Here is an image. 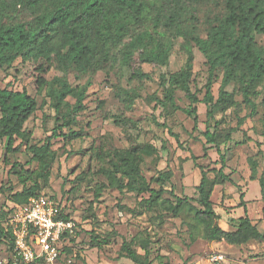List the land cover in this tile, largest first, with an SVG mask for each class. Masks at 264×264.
Listing matches in <instances>:
<instances>
[{
  "label": "rangeland",
  "instance_id": "374dc122",
  "mask_svg": "<svg viewBox=\"0 0 264 264\" xmlns=\"http://www.w3.org/2000/svg\"><path fill=\"white\" fill-rule=\"evenodd\" d=\"M152 1L145 0L144 17L128 25L122 43L91 59L85 70L73 65L63 67L54 56L46 61L34 52L21 55L10 66L0 68L1 88L24 89L37 104L35 112L24 123L26 141L21 143L19 150L8 153L6 161V139L0 141V209L7 208L11 204L10 195L22 188L12 164L17 162L24 169L37 168L26 146L41 145L52 133L56 117L59 124H67L57 131L59 136L51 139L50 173L46 181H40L37 193L63 206L72 222V230L63 236L61 243L66 244V249L59 258L53 263L40 264H135L119 253L124 241L139 254H143L142 241L147 242L148 264H264V240L235 245L207 239V227L194 220L192 214L183 211L174 217L165 210L162 199L151 202L155 197L147 200L149 193L137 194L126 189L120 192L109 183L107 175L110 174L126 182L117 154L127 152L135 157L147 181L159 173L168 176L166 182L150 183L151 188H164L161 198L175 202L174 196L196 197L199 167L208 170L220 164L215 148L208 147L202 136L205 126L212 130L216 122L220 130L217 135L222 139L228 128L235 127L237 121L246 116L243 124L231 134V139L220 145V152L226 158L224 171L230 172L232 182L216 188L213 208L220 220L230 217L235 220L245 214L246 208L250 220H257L259 228L264 230V198H261L258 181L249 180L246 161L257 149L258 142L264 154V79L252 89L255 114L250 115L240 85L234 81L226 88L232 94L231 105L215 112L212 119H206V106L202 102L195 104L198 122L194 127L190 116L164 100L160 84L161 76L168 78L184 67L186 52L181 37H175L172 31L164 33L163 43L169 44L164 65L152 58L149 47L133 50L127 63L121 60L123 45L137 33L148 30L156 36ZM155 2L162 5L165 0ZM223 13L220 0L186 2L183 24L192 34L204 38L209 26ZM32 17L22 9L9 10L2 21L29 23ZM163 30L159 29L161 35ZM254 36L257 45L264 47V34ZM190 44L193 61L188 85L201 99L208 64L197 46L193 42ZM222 76V69L217 68L211 84L214 99L218 97ZM54 77L73 87L85 88L82 111L65 114V119L61 120V115L75 102L74 97L67 96L60 113L56 114L49 96L50 87L59 88V84L53 82ZM39 79L44 82L41 84ZM174 98L176 106L189 108V100L181 89L175 90ZM71 131L78 135L69 134ZM20 142L17 137L14 146ZM205 146L207 155L203 156ZM191 155L197 157L195 162ZM114 163H118V167H114ZM262 164L260 160L259 170ZM241 193L246 200L245 206L238 204ZM8 252L2 241L0 261ZM216 254H221L223 259L214 261Z\"/></svg>",
  "mask_w": 264,
  "mask_h": 264
},
{
  "label": "trees",
  "instance_id": "16d2710c",
  "mask_svg": "<svg viewBox=\"0 0 264 264\" xmlns=\"http://www.w3.org/2000/svg\"><path fill=\"white\" fill-rule=\"evenodd\" d=\"M209 0H165V3L154 5V34L148 30L137 33L123 45L121 60L127 63L133 50L141 47H149L152 58L158 64H166L169 44L163 43V35L172 31L175 37H181L182 47L186 52L184 67L168 78L161 76L160 84L163 89L164 100L176 109L183 110L197 125V108L195 104L202 102L206 106V119H212L217 111L227 109L232 103V94L226 90L227 86L236 81L240 85L244 103L248 106L250 115L256 113V102L253 99L256 84L264 79V47L258 46L255 34H264V0H220L224 6V13L209 26L206 37L194 35L188 27L184 26V13L186 2H200ZM25 10L33 15L31 22H3L4 14L11 10ZM146 11L145 0H0V68L10 66L14 60L21 56L34 52L35 55L49 61L52 56L58 63L65 67L73 65L85 70L91 63V59L106 54V51L117 48L123 40L128 25L139 21ZM163 28V33L159 29ZM190 42L197 46L204 55L208 64V76L204 85V94L201 99L191 92L188 81L192 74L193 54ZM108 49V50H107ZM220 68L223 71L218 97L214 99L211 90L214 71ZM40 83L44 82L39 79ZM53 82L59 84V88L50 87L49 96L53 100L54 111L60 113L64 99L72 96L74 104L61 115L77 113L84 109L85 88L71 86L58 77ZM179 88L189 100V108H180L175 104L174 92ZM37 109L35 99L24 89L0 87V141L6 139L4 148V161L7 154L17 151L21 143L26 141L24 123ZM246 116L237 121L235 127L228 128L220 139L217 123L213 129L205 126L202 136L208 147H214L219 155V167L200 169V179L196 186L198 196L180 197L174 196L175 202L169 198H161L165 191L162 186L159 189L150 187L152 182H166L168 176L159 173L157 177L149 181L140 173L139 163L129 153L119 152L118 163H121L122 175L126 182L110 174L107 175L110 185L120 192L126 189L137 194L149 193L147 200L154 202L162 199L164 208L172 216H179L183 211L192 214L194 220L207 227L206 237L210 240H223L229 244L243 245L252 240H264V232H261L256 224H253L244 209L245 214L236 218L233 230H224L217 223L219 214L213 208L212 195L214 188L226 182H232L230 172H225L226 158L220 152V145L231 139V134L243 124ZM59 118H55L52 133L47 136L41 145L30 144L26 148L31 154V160L37 163L36 169H24L17 162L12 164L13 173L22 185L20 191L14 192L8 198L11 203L26 204L30 197L38 195L40 181H46L50 166L53 161L51 139L59 136L57 132L62 125ZM78 135L76 132H69ZM19 137L21 142L14 146L15 139ZM177 139V136H176ZM244 140L241 141L243 143ZM203 156L207 155V147L203 148ZM195 162L197 157L191 155ZM262 167L259 170V162ZM249 167V180H257L260 193L264 198V154L260 143H257L255 152L246 158ZM114 163V167H118ZM260 171V172H258ZM209 173H212L210 175ZM29 182L30 184H27ZM239 188V186L237 185ZM2 191L0 187V192ZM243 193L240 195V206H245ZM264 217V207L262 209ZM7 212L0 209V243L3 241L7 249H12V237L4 225ZM61 216L69 219L68 214L61 207ZM234 220V219H231ZM64 237L62 238V240ZM61 240V242H62ZM66 244L61 243L60 251L66 249ZM139 254L127 242H122L120 255L130 259L135 264H148L147 242L142 241ZM41 262H29L20 264H40Z\"/></svg>",
  "mask_w": 264,
  "mask_h": 264
},
{
  "label": "built area",
  "instance_id": "2783aa9c",
  "mask_svg": "<svg viewBox=\"0 0 264 264\" xmlns=\"http://www.w3.org/2000/svg\"><path fill=\"white\" fill-rule=\"evenodd\" d=\"M4 225L12 237V249L0 264L55 262L60 256L61 240L72 230V222L61 216L59 202L45 195H35L26 204L11 203ZM223 259L221 254L214 261Z\"/></svg>",
  "mask_w": 264,
  "mask_h": 264
},
{
  "label": "crops",
  "instance_id": "0c3cea01",
  "mask_svg": "<svg viewBox=\"0 0 264 264\" xmlns=\"http://www.w3.org/2000/svg\"><path fill=\"white\" fill-rule=\"evenodd\" d=\"M250 173V172H249ZM230 178H231V174H230ZM226 184H227V182H226ZM224 185V184H223ZM238 185V184H237ZM218 186H221V187H223L222 185H218ZM218 186H216L215 188H214V191H213V194H214V192H215V190H216V188L218 187ZM239 186V185H238ZM212 197H213V195H212ZM261 198H262V195H261ZM244 201H246V200H244ZM263 207H264V203H263ZM262 207V208H263ZM220 216V215H219ZM238 218V217H237ZM231 219H233V217H230L228 220H220V218L217 220V223L220 225V227H222L224 230H233L234 229V225H235V221L236 220H231ZM251 222L253 223V224H256L257 225V220H251ZM225 224V225H224ZM230 226H232L233 228L232 229H229L228 227H230ZM257 227H258V229L261 231V232H264V230H261L260 228H259V226L257 225Z\"/></svg>",
  "mask_w": 264,
  "mask_h": 264
}]
</instances>
